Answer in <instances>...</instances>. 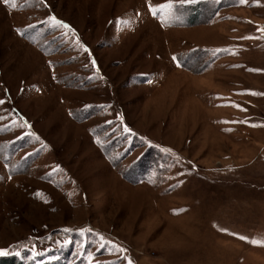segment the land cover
Wrapping results in <instances>:
<instances>
[{
	"label": "rangeland",
	"instance_id": "rangeland-1",
	"mask_svg": "<svg viewBox=\"0 0 264 264\" xmlns=\"http://www.w3.org/2000/svg\"><path fill=\"white\" fill-rule=\"evenodd\" d=\"M0 101V264H264V0H0Z\"/></svg>",
	"mask_w": 264,
	"mask_h": 264
},
{
	"label": "snow or ice",
	"instance_id": "snow-or-ice-1",
	"mask_svg": "<svg viewBox=\"0 0 264 264\" xmlns=\"http://www.w3.org/2000/svg\"><path fill=\"white\" fill-rule=\"evenodd\" d=\"M6 3H9L12 7H15V2L16 0H5ZM193 2V0H180V5L183 6L185 4H191ZM247 0H240V3H246ZM174 5L172 3H168V4H164V5H161L159 8H151L150 7V11L153 12V15H156L157 12H164V11H167L168 13H171L173 10H174ZM53 21L60 25L62 24V22L60 21H57L55 19V17L52 18ZM64 27H68L67 25H63ZM87 51V49H85ZM175 59V57H174ZM93 63H95L93 61ZM0 103H3L2 101H0ZM125 131H128V129L126 128ZM240 239H247L245 237H240ZM253 244L257 245V246H264V239H261V240H255V241H252ZM10 255V253H8L7 251L5 250H0V257L2 256H8ZM18 255V253L16 254Z\"/></svg>",
	"mask_w": 264,
	"mask_h": 264
}]
</instances>
